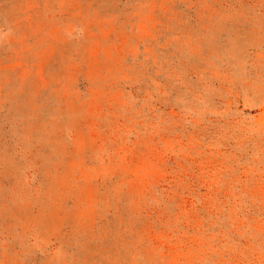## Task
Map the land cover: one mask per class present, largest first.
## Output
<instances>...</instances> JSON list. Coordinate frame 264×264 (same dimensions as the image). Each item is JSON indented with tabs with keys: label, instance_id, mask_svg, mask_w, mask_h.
Returning a JSON list of instances; mask_svg holds the SVG:
<instances>
[{
	"label": "rangeland",
	"instance_id": "obj_1",
	"mask_svg": "<svg viewBox=\"0 0 264 264\" xmlns=\"http://www.w3.org/2000/svg\"><path fill=\"white\" fill-rule=\"evenodd\" d=\"M0 264H264V0H0Z\"/></svg>",
	"mask_w": 264,
	"mask_h": 264
}]
</instances>
